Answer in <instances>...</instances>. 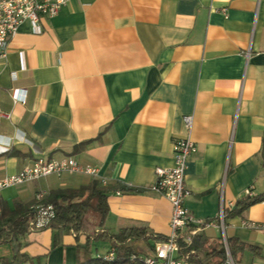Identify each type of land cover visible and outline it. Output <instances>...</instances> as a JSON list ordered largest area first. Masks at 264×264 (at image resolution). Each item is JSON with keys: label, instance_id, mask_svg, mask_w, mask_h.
I'll use <instances>...</instances> for the list:
<instances>
[{"label": "crops", "instance_id": "crops-1", "mask_svg": "<svg viewBox=\"0 0 264 264\" xmlns=\"http://www.w3.org/2000/svg\"><path fill=\"white\" fill-rule=\"evenodd\" d=\"M41 26L33 33L23 22L0 55V179L37 158L72 157L98 174L3 187L0 205L12 210L15 201L97 179L111 187L104 229L144 222L166 237L171 204L151 189L154 169L172 166L174 140L189 138L185 206L204 222L192 230L205 237L198 259L219 264L215 251L206 253L232 236L258 248L244 250L241 264H264V232L242 225L264 222V201L217 222L221 204L234 205L248 187L264 191V0H68ZM21 90L24 102L16 100ZM84 242L43 228L29 232L20 251L25 264H76L111 246L101 252L93 242L86 254ZM156 243L130 247L146 257ZM10 255L0 244V258Z\"/></svg>", "mask_w": 264, "mask_h": 264}, {"label": "trees", "instance_id": "trees-1", "mask_svg": "<svg viewBox=\"0 0 264 264\" xmlns=\"http://www.w3.org/2000/svg\"><path fill=\"white\" fill-rule=\"evenodd\" d=\"M264 158V138L261 150ZM111 187L104 186L97 179H91L88 183L78 187L58 188L50 191L41 200H34L31 203L15 201L14 208L10 210L5 203L0 205V244L10 246V257L0 258V264H25L28 260L27 255L22 253V239L31 231V221L37 213V204L51 205L54 216L51 218L46 228H52L56 234L70 232L78 237L82 234L85 238L84 251L90 254L93 242L107 241L114 249L115 257L113 260H104L96 256H87L76 264H122L130 259L133 252L130 243L137 240L156 242L165 240L166 237L153 233L146 223L135 222L123 227L116 232L104 229V223L109 212L106 197ZM126 190H132L125 188ZM264 201V191L258 195H243L237 199L232 209H227L224 221L227 218L240 216L251 205ZM195 226H189L185 234L191 233ZM204 235L195 231L191 234L190 241L181 240L179 242V256L183 264H202L204 259H198L202 253L204 245ZM226 243L230 256L234 264H241V254L244 250L257 252V247L240 240L237 237L227 236ZM155 248V247H154ZM216 252L223 262L227 255L225 248L220 246L214 248L206 255ZM138 255V254H136ZM137 260V259H135ZM142 262V261H141Z\"/></svg>", "mask_w": 264, "mask_h": 264}, {"label": "built area", "instance_id": "built-area-1", "mask_svg": "<svg viewBox=\"0 0 264 264\" xmlns=\"http://www.w3.org/2000/svg\"><path fill=\"white\" fill-rule=\"evenodd\" d=\"M68 0H0V55H4L5 45L17 33L19 26L27 21L30 23L33 33L43 32L41 19L54 17L60 8ZM225 13V9H222ZM15 77V73H12ZM17 101H25V91L21 90ZM4 113L0 110V115ZM185 125L190 128L191 116L184 117ZM1 142V141H0ZM8 142L3 144L7 148ZM173 165L170 167H156L154 169L156 180L151 189L164 196L171 204V215L169 219L170 232L165 240L159 241L155 245L154 253L150 256L140 257L136 254L130 256L131 260H139L145 264H183L179 256V242L190 241L191 233L185 234V229L189 226H200L204 222L195 219L185 206L186 198L191 194L190 189L185 185V168L188 158L195 151V144L189 138H177L172 145ZM63 173H83L89 176H97L98 169L92 165H82L72 157L60 160H44L37 158L31 165L25 166L17 173L8 175L0 179V189L11 185H19L27 181L46 177L51 174L57 176ZM244 195L252 196L251 187L245 189ZM43 195L38 194L37 200H41ZM233 204L227 207L220 206L217 215V222L223 226L224 216L227 209H232ZM37 213L31 221L33 230L46 228L51 218L54 216L51 205L37 204ZM242 225L248 229L264 232V222L253 220H243ZM226 248V259L220 264H233L231 256ZM114 249L110 248L104 255L96 254V257L104 260H113Z\"/></svg>", "mask_w": 264, "mask_h": 264}, {"label": "rangeland", "instance_id": "rangeland-1", "mask_svg": "<svg viewBox=\"0 0 264 264\" xmlns=\"http://www.w3.org/2000/svg\"><path fill=\"white\" fill-rule=\"evenodd\" d=\"M96 246L98 247V250H100L101 252H104V249L107 247V241H99L97 242Z\"/></svg>", "mask_w": 264, "mask_h": 264}, {"label": "water", "instance_id": "water-1", "mask_svg": "<svg viewBox=\"0 0 264 264\" xmlns=\"http://www.w3.org/2000/svg\"><path fill=\"white\" fill-rule=\"evenodd\" d=\"M230 254V253H229Z\"/></svg>", "mask_w": 264, "mask_h": 264}]
</instances>
